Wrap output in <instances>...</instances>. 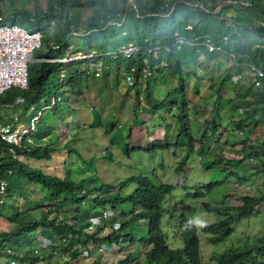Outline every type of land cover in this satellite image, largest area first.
Listing matches in <instances>:
<instances>
[{"label": "trees", "instance_id": "1", "mask_svg": "<svg viewBox=\"0 0 264 264\" xmlns=\"http://www.w3.org/2000/svg\"><path fill=\"white\" fill-rule=\"evenodd\" d=\"M3 1L5 0H0V3ZM24 1L26 0H20L19 5L16 6L14 0H7L11 11L3 16L1 15L3 11L0 9V16L4 17L2 21L7 24L18 25L22 21L35 22V25L28 30L41 33L43 42L41 45L44 46L43 55L38 57V61L34 63L37 65L36 70L29 69L27 64V88L12 87L5 90L0 94V107L18 105L19 103L28 107L36 103L38 99L47 97L51 89L63 87L71 80L68 67L73 62L65 65L67 77L64 83H59L58 70L61 65L42 62L40 59L62 57L68 48L66 40L70 35L73 36V33L76 34L74 36L83 37L88 45L93 44V46L102 49H106L111 44L109 43L110 37L118 33L121 39L117 35L113 45L118 46V44L132 42L140 47L139 51L127 58L104 56L119 63L123 67V71H127L130 66L134 67L135 79L133 78L131 86L134 81L140 78L142 68L148 70L153 66H156V75L171 81L166 100L159 101L154 105V108L167 106L169 111L176 110L175 119L178 125L174 146L185 147V152L176 162L175 173L178 171L182 173L189 167L187 161L193 150L194 140L190 133L189 118L197 112L196 109L190 107L192 103L188 98L187 89L189 77H194L196 80L197 64L195 61L200 57L217 60L220 57H227L229 59V65L223 69L222 75L218 76V82L215 85V100L219 98V93L226 83L232 82L233 74H239L240 81L242 78L246 79L247 84L241 86L242 92L237 95L240 98L239 101L232 103L227 109V111H232L229 114V124L234 127L233 129L242 132L243 137L246 138L253 128L261 127L264 132V0H221L220 3L219 0H131L134 6L128 5L127 0H48L43 11L34 3L35 0L30 5L31 9L25 5ZM218 4L220 5L219 10L213 13ZM79 5L89 8L91 11L81 20L78 16ZM227 15L229 16L226 17ZM54 20L59 23L60 29L53 34V44H48L46 29L50 26L48 23ZM186 24L191 25L190 30H184ZM178 35L186 38L197 37L200 40L209 36L212 38L211 43L219 45V49L208 52L201 44L195 46L183 44L177 47L174 41ZM157 44L166 49L161 48L158 56L153 58L146 50ZM52 45L57 48H53ZM113 45L111 49L116 48ZM255 70L262 75L257 76ZM81 74L84 75V71H81ZM73 75L75 72L72 73ZM147 79L148 88L153 78L148 76ZM255 81L258 83L257 85L254 84ZM45 85L48 89L45 88ZM16 98H20L21 101L16 102ZM149 98V92L146 91V99L149 100ZM239 110L241 111L238 112ZM233 113L237 116L233 117ZM219 127L222 128L219 134L228 132L224 125L215 123L212 119L210 122L211 134ZM41 129V126H38L36 140L38 137H46L48 134V131ZM211 134L203 135L199 145L202 146L205 139L209 140ZM54 141L47 140V143H43V145L31 147L25 152L24 158L48 159L53 151L51 147ZM225 142L227 143V138ZM246 146L247 152L242 154L239 159L232 160L233 165L217 155L212 157L208 163L211 166L219 162L229 164V173L238 182L244 180V174H241V167L238 166L240 163L245 165L251 163L254 168L253 176L264 173V136L248 142ZM138 149H148V147H139ZM125 153L129 155L128 150ZM107 154H109L108 151L105 156ZM255 164L257 165L254 166ZM249 168L251 167L249 166ZM243 169L248 172L246 167ZM245 176L247 180L251 177L247 174ZM87 177L73 181L70 179L68 171L62 177L45 174L40 168L30 167L22 160L11 159L0 141V181L5 182L4 192L0 195V199L2 198L0 208L5 207V197L9 199L14 194H18L17 197H19L23 189L30 183H38L48 193L50 199L49 205H45V207L58 211L61 209V205H67V207H71L73 213L79 214L81 218L80 220L57 216L47 218V212L42 211L38 218L26 220V218L20 217L18 206L12 208L11 212L0 211V220L3 219V223L12 224L11 229L0 230V256L5 254L13 258L11 261L24 263V260H48L54 253L67 256L69 253V259L62 263L69 264V262L77 260L78 257H85L81 255V252L86 251L91 243L92 245L103 244L105 247L114 246L118 249L132 248L133 243H137L136 250L127 252L124 257L116 259L111 264H200L196 235L198 227L186 221L182 213H178L173 225L174 237L181 241V246L177 248L168 246L160 228L161 215L166 212L171 216L174 212L169 208L161 207V204L166 202V197L172 192L173 185L163 183L155 175L151 177L133 175L118 184V186H122L128 181H132L134 187L130 193L117 194V196L107 198L101 196L100 193L103 191L100 190L112 192L107 187L108 185L89 184V188L82 186V183L89 181ZM219 183L222 182L211 178L201 186H196L192 192H187L185 197L191 199L203 197L206 192L212 190V187ZM225 191L226 188L221 195L222 203L206 201L200 203L206 212L216 215L211 223L199 226V230L210 234L207 241L211 243L222 241L233 231L234 222L253 215L259 207L264 206V193L260 191L241 194L238 198L239 203L234 207L223 205L226 198ZM55 199H59L57 204ZM86 199L91 203L89 208H83L81 204ZM123 204L127 208L130 207L128 212L130 216L126 221H121L118 229L101 232L103 228L97 226L95 230L85 231L88 224L87 219L98 214L100 209L111 208L114 210L116 205ZM94 209L96 210L94 211ZM126 210L120 208L119 214L121 216L127 214ZM232 211H234L233 214H231ZM137 219L144 221L145 234L133 239L132 232L126 230ZM37 227L38 230L46 232H38V235L45 238L47 235L52 238L46 248H42L36 253L34 247L38 244V249L41 248L39 242L42 239L34 236ZM30 230L33 231V236L26 238L27 232ZM256 241L257 243H252V245L243 244L237 249L226 248L219 253L212 254L209 260L214 261V264H263L264 232L259 234ZM23 243L31 244L33 248H27L22 256L19 253L21 256L19 257L16 252L21 249ZM141 246L146 249L142 251ZM47 248L49 252L45 259L41 252ZM86 264L103 263L94 257Z\"/></svg>", "mask_w": 264, "mask_h": 264}, {"label": "rangeland", "instance_id": "2", "mask_svg": "<svg viewBox=\"0 0 264 264\" xmlns=\"http://www.w3.org/2000/svg\"><path fill=\"white\" fill-rule=\"evenodd\" d=\"M220 1L221 0H219V3ZM19 2L20 0H14V4L16 6L19 5ZM47 2L48 0H35L34 3H36L37 7L43 11ZM24 3L30 8L33 0H26ZM0 6V9L3 11L1 15L3 16L11 11V7L7 0L1 2ZM219 6L220 5L218 4L213 10V13L219 10ZM79 7L78 16L81 20L91 11L89 8L81 7L80 5ZM228 16L229 15L226 17ZM53 22L54 24H50L49 22L48 24H50V26L46 29L48 44H53V34H55L58 29H60L59 23L56 20ZM18 25L28 30L35 25V22L22 21L21 24ZM80 25L83 26L82 23H80ZM117 35L119 38L120 34L117 33ZM119 39H121V37ZM41 43L43 44L42 39ZM66 43L68 48L77 47L79 49H84L83 44L85 43V39L80 36L70 35L67 38ZM43 48L44 46L41 45L40 48L33 51L31 55L32 59L28 62L29 69H37V65L34 63L38 61V57L43 55ZM195 64H197L195 69L196 80L194 77H190L188 86V98L192 103V106L190 105V107L196 109L197 112L196 114L191 115L189 118V122L191 123L190 133L193 136L194 144L193 150L188 159L189 167L184 169L182 173L179 171L175 173L174 167L176 165V161L180 159L183 152H181L180 156H178L179 151L173 148L172 145L150 146L149 142L153 141V137H149L151 139L146 137L143 140V144H141V146L148 147V149L132 148V146L139 143L138 140L141 136H145L144 129L146 127L151 129L154 127L156 122L159 123L158 126L161 127V129H164V127L166 128L168 126L167 135L165 136L164 132V137L165 140L169 142V140L173 137L175 128L178 125L175 119L176 110L173 109L170 111L168 109L161 110L160 112L162 113L159 112L160 117H163L161 121H148V115H142V117L138 116L140 118H136L134 112L131 114L130 110H120V114L117 116V129L119 130H110L108 133L118 135L120 132H124L126 128L128 129V132L126 131L127 136L125 137L124 135V139L122 141L115 142L113 146L111 144L112 140L108 139L104 129L97 127L96 125L85 128L82 126L84 129L83 131L81 126L78 125L75 120L78 118H75L74 122L73 119L70 121L71 117L69 115L71 114V116H75V114H77V110L66 109L64 101L57 102L58 107L56 113H52L51 110L46 111L43 113L39 121L41 128L48 131V134L46 135L48 138H54L53 134L56 133L54 134L55 141L51 147L53 151L48 156V159L42 158L39 160H34L26 157L22 158L21 160L30 167L40 168L43 173L49 175L62 177L64 173L68 171V175L73 181H77L80 178L88 176L87 180L89 181L82 183V186L89 188V184H94L96 186L100 184L108 185L107 187L111 189L112 192H107V190L104 191V189L100 190L103 191L102 193L98 191L101 196H106L107 198H112L117 196V194L125 195L130 193L134 187L132 181H128V183L125 185L118 186L120 182L129 178L130 176L146 175L151 177L155 175L163 183L174 186L170 195L166 197V202L161 204L162 208L166 207L174 211L172 212L173 214L171 216L164 212L160 218V228L163 232L166 243L171 248H177L181 246V241L177 237H174L173 232L175 229L173 228V225L174 221L177 219L178 213H182L186 221L198 227L196 235L198 238L200 264H214V261L209 260V257L212 254L219 253L226 248L237 249L243 244L252 245V243H257V237L260 233L264 232V206H261L258 209L256 208L257 212H255L253 215L234 222L233 231L222 241L211 243L207 241V238L210 236V234L199 230V226L201 224L211 223L215 219L216 215L206 212L201 207L200 203L202 201L209 203H222L223 200L221 199V195L225 188L226 198L224 199L225 203L223 205H228L229 207H234L239 203L238 198L241 194L253 193L256 191L264 193V173H258L257 175L253 176L254 168L252 167V164L246 163L245 165L240 163L238 166L241 167L240 172L241 174H244V180L238 182L236 178L230 175L229 164L219 162L211 166L208 161L217 155L222 160L228 161L231 165H233L232 160L239 159L242 154L247 152L246 144L253 140L260 139L262 136H264V132L261 127L253 128L246 138L243 137L242 132L233 129L234 127L229 124V114L232 113V111H227V109L232 103H237L239 101L240 98L237 95L242 92L241 86L247 84L246 79L242 78L239 83H226V85L223 87V90L219 93V98L215 100V85L218 82V76L222 75L223 69L229 65V59L227 57H220L218 60L200 57L197 61H195ZM103 75L105 78L106 74L104 73ZM231 77L233 78V76ZM170 86L171 81L168 80L165 87L167 88ZM45 88L48 89L47 85H45ZM55 90L58 93H64L66 96H68L64 87H56L55 89H51V92L48 93L47 96L53 95ZM193 90H195L196 93ZM64 99L65 96H63L61 100ZM91 108H89V110H92ZM111 110L112 108L104 107L102 112L104 113L107 111L109 115ZM66 111L69 113V115L66 114L65 117L64 113ZM83 111V116L87 117V110L83 109ZM168 111L172 115H169ZM27 112H30L29 107H26L21 103L18 105L12 104L10 106L0 107V116L2 121H6L7 117H11L13 113L24 115ZM236 116L237 115L233 113V117ZM93 119L96 121L95 117ZM212 119H214L215 123H221L224 125L228 132H224L222 135L219 134L222 131V128L219 127L216 128L213 134H211L210 122ZM139 120H142V122H138ZM164 121H166V123ZM69 122H72V125L69 124ZM140 124H142L144 127L142 125L140 126ZM120 127L124 128L120 129ZM91 129H93V131H89ZM160 130H157L156 132H160ZM75 131H78L79 134L82 131L83 133L78 135ZM151 134L152 131H150L148 135ZM208 134H211L209 140L205 139V141L202 143V146H200L199 141L203 138V135ZM71 135H73L74 140L72 139ZM226 138L227 143L225 142ZM36 143L41 144L39 143V139L36 140ZM125 146L129 149V156L127 153H125V149H123ZM69 151H71V153H69ZM107 151L109 154L105 156ZM248 165L251 168H249ZM256 165L257 164L254 166ZM244 167L248 169V172L243 169ZM245 174H247L249 177L251 176L249 180H247ZM211 178L219 180L222 183L213 186L212 190L206 192L203 197H197L193 199L185 197L187 192H192L196 186H201ZM76 189L78 190V187ZM17 195L18 194H14V196L9 199H6V197L4 198L3 196L5 199V207L0 208V211L11 212L10 210H12V208L18 206L17 209L21 214L20 217L23 219L26 218V220L38 218L42 211L47 212V218L57 216L65 219H81L80 215L73 213V211H71V207H67V205H61V209L58 211H53L51 208L48 209L45 207V205H49L50 199L48 193H46V191L40 187L38 183H30V185L23 189L19 197H17ZM13 200L15 201L13 202ZM54 201L57 204L59 199H55ZM81 204L83 208L91 207V203L87 199L83 200ZM118 208L124 210L127 209V214L121 216L117 213V211H106L104 209L106 213L111 214L110 216L114 215L112 222L116 223L115 226L118 225V222L121 223V221H126L129 214L128 212L130 211V207L127 208L125 204L121 206L116 205L115 209ZM95 210L96 209H94V211ZM233 212L234 211H232L231 214H233ZM109 222L111 221L109 220ZM11 227L12 224H8L6 222L3 223V219L0 220V230L3 228L5 230H9ZM128 228L129 229L126 231L132 232L133 239L145 234V225L143 220H135ZM95 229L96 226L93 228V230ZM110 229L111 226H105L102 232H108ZM38 232L45 231L40 229L38 230L37 227L34 231V236ZM31 236H33L32 230L27 232L26 238H30ZM22 237H24V235H22ZM46 237L49 240L52 238L47 235ZM30 246L31 244L23 243L21 249L17 251L16 254L19 256L21 251L24 252L27 250V248L31 249L32 246ZM132 246V248L123 247L122 249H118L117 247H114L113 249L108 248L103 253L99 252L98 250H91L90 256L80 258L78 257L77 260H73L69 262V264H86L94 257H97L103 264H111L116 259L118 260L124 257L127 252H133L136 250V248H138L137 243H133ZM39 247H41V245H39ZM34 248L36 249V253L42 249H38V244ZM141 249L143 251V249L146 248L141 246ZM48 252V248L43 249L41 252L45 259ZM69 255V253L68 256L65 254L54 253L48 260L46 259L40 262L37 261L36 263L35 261L31 260H24V262L26 264H62L64 261L69 259ZM11 259L13 258L4 254L0 256V264H10Z\"/></svg>", "mask_w": 264, "mask_h": 264}, {"label": "crops", "instance_id": "3", "mask_svg": "<svg viewBox=\"0 0 264 264\" xmlns=\"http://www.w3.org/2000/svg\"><path fill=\"white\" fill-rule=\"evenodd\" d=\"M73 35H76L73 33ZM117 39V36L114 35L113 37H110V41L108 47L106 49L97 48L93 46V44L84 43V49H79L77 47L74 48H67L64 52V55L71 54L75 51H88V50H94L98 54H102V50H107V52H111L115 50L116 48L124 45L125 43L118 44V46L113 45L114 41ZM127 43V42H126ZM115 46V49H111V46ZM55 46V45H52ZM63 55V56H64ZM112 57V56H110ZM94 66L98 67L100 69V74L98 77H95L93 75H82L81 71H84L85 69H92ZM122 68V70H121ZM69 76H71V80L65 84L64 89L65 92H67L68 96L65 95V99L62 100L65 102L66 109L70 110H77V114L75 116L69 115V113L66 111L64 113V116L68 114L71 119H73V122L76 120L77 124L85 127H93V125H96L97 127H101L104 129V132H106V136H108V139H111V144L114 146L115 142L122 141L127 136L126 131L128 132V129L126 128L124 132H120L118 135H113L110 132V130H119L117 129V116L120 114V110H130L131 114L134 112L136 118L138 116L142 117V115H148V121H161L163 117H160L159 112L161 110H167V106L162 107H156L154 108L155 104H158L159 101H165L167 96V91L170 89V87H165L168 79L162 78L160 75H156L155 69L156 66H153L151 68H148V76L152 77L153 80L150 81V85L147 88V77H141L137 79V81H134L133 85H127V83L124 81V72L123 67L117 63L111 61V59L106 58L103 55L96 56L87 60H82L80 62H73L68 67ZM75 72V75L72 76V73ZM106 74V77L104 78L103 74ZM191 77V76H190ZM189 77V81H190ZM135 79V76L132 74V82ZM131 86V87H130ZM146 91L149 92L150 98L149 100L146 99ZM195 93L196 91L193 90ZM187 92L189 93V87L187 89ZM61 101V102H62ZM58 104L55 106L54 109L51 110L52 113H56ZM92 107V108H91ZM109 107L112 108L110 114L108 115L107 111L104 113L103 108ZM91 108L92 110H89ZM102 108V110H101ZM83 109L87 110V117H84V111ZM82 110V111H81ZM81 111V113H80ZM92 112V113H91ZM169 112V111H168ZM162 113V112H160ZM169 115H172L169 112ZM122 116V115H121ZM66 117V116H65ZM96 118V121H94L93 118ZM138 117V118H140ZM78 118V119H75ZM75 119V120H74ZM89 120V121H88ZM138 122H142V120H139ZM166 123V121H164ZM69 124L72 125V122H69ZM143 124V123H142ZM140 124V126L142 125ZM159 123L156 122L154 127L149 129L146 127L144 129V135L141 136L138 140L139 143L132 146L133 149L135 148H144L141 146L143 144V140L146 137H153L151 142H149L150 146L154 145H172L173 148L177 149L178 156H180V153L185 152V147H176L174 146L175 141V135H176V128L175 132L173 133V137L167 142L164 137L167 135L168 132V126L164 129H161V127L158 126ZM38 126H41L38 122ZM143 126V125H142ZM132 127V125H131ZM138 127V126H136ZM144 127V126H143ZM124 128V127H122ZM120 127V129H122ZM157 128V129H156ZM73 129V128H72ZM83 129V128H82ZM161 129V130H160ZM43 130V129H41ZM146 130H147V136H146ZM157 130H160V132H156ZM170 130V129H169ZM84 131V129H83ZM83 131L81 133H83ZM93 131V129L89 130ZM152 131L151 135H148ZM78 135V131H75ZM42 133V132H40ZM126 133V134H125ZM56 134V133H54ZM53 134L54 138H48L41 137L39 139V143L45 144L47 143V140H55V135ZM76 135V136H78ZM172 135V134H169ZM72 139L74 140L73 135ZM86 136V135H85ZM90 137V136H89ZM111 137V138H110ZM86 138V137H85ZM92 138V137H90ZM167 138V137H166ZM151 139V138H149ZM50 140V141H51ZM126 150H129L126 146L123 148ZM173 150V151H177ZM183 150V151H181ZM129 152V151H128ZM71 153V151H69ZM182 154V156H183ZM129 156V155H128ZM181 156V157H182ZM189 159V158H188ZM176 160V159H175ZM81 162V161H79ZM177 162V161H176ZM189 163V160L187 161ZM65 164V162H64ZM73 165V164H72ZM161 168V166H160ZM4 229V228H3ZM1 229V230H3ZM5 230V229H4ZM37 235V234H36ZM33 248V247H32ZM23 255V251L20 252ZM18 264V263H14ZM20 264V263H19ZM26 264V263H23Z\"/></svg>", "mask_w": 264, "mask_h": 264}, {"label": "built area", "instance_id": "4", "mask_svg": "<svg viewBox=\"0 0 264 264\" xmlns=\"http://www.w3.org/2000/svg\"><path fill=\"white\" fill-rule=\"evenodd\" d=\"M131 3V0H127ZM3 17L0 16V94L5 90L15 87L19 89H26L28 86V69L27 64L31 61L32 53L35 49L41 46V33L38 31H29L15 23L7 24L2 21ZM50 24H53L51 21ZM191 25L186 24L184 30H190ZM175 34V33H174ZM176 35V34H175ZM212 38L209 36L204 37L202 40L196 38H186L184 36L178 35L175 38L174 43L178 47L179 45L195 46L201 44L205 49L210 52L213 50H218L219 45L211 43ZM225 39V37H223ZM57 48V46H53ZM161 48L166 49L160 45H155L148 48L146 52L150 53L153 58L158 56V52ZM140 47L132 42H127L124 45L116 48L111 52H102L98 54L94 50L75 51L71 54L64 55L59 58H41L42 62L58 63L60 68L58 70V82L64 83L66 80V68L65 65L74 61L87 60L100 55H110V56H121L130 57L139 51ZM145 62V60H144ZM165 64V63H162ZM257 72V70H255ZM134 72V67L130 66L129 69L124 72V81L127 85L132 84V74ZM85 75H93L98 77L100 74V69L94 66L92 69H85ZM148 74L146 68H142L141 77H145ZM257 76H261L260 72L256 73ZM231 77L232 82H239L240 75L234 74ZM258 83L255 81L254 83ZM65 96L64 93H58L56 90L51 96L42 97L34 104L29 105L30 112L20 115L13 113L9 119L0 122V141L2 142L6 154L11 159L21 160L25 156L31 147H38L36 143L35 135L38 131V122L40 121L44 112L52 109L57 102H61L62 97ZM16 102L21 101L20 98H16ZM239 110L238 112H240ZM5 187V182L0 181V195L3 194ZM2 202V198L0 199ZM105 247L101 245L97 250L103 252ZM10 264H14V261H10ZM23 264V263H20Z\"/></svg>", "mask_w": 264, "mask_h": 264}, {"label": "clouds", "instance_id": "5", "mask_svg": "<svg viewBox=\"0 0 264 264\" xmlns=\"http://www.w3.org/2000/svg\"><path fill=\"white\" fill-rule=\"evenodd\" d=\"M106 211H117V213L119 214V211H120V209L118 208V209H115L114 208V210L113 209H111V208H106L105 209ZM111 214L110 213H106L105 211H104V209H100L99 210V212H98V214H96V215H94V216H91V217H89L88 219H87V226H86V229H85V231L86 232H90V231H92L93 230V228L96 226H98V227H102L103 229H104V227L105 226H111V230H116V229H118L119 228V226H120V223L118 222V225L117 226H115V222H112V220H113V218H114V215L113 216H110ZM120 215V214H119ZM126 215V214H125ZM108 216H110V217H108ZM129 216L130 215H128V218H129ZM105 217H108V218H105ZM127 218V219H128ZM109 220L111 221V222H109ZM137 220H140V219H137ZM144 222V221H143ZM186 223V222H185ZM102 229V230H103ZM234 229V228H233ZM102 232V231H101ZM35 237H37V238H40L41 236L40 235H38V233H37V235L35 234ZM42 239L40 240V242H39V244L41 245V248H46L47 247V245H48V243H49V239L48 238H45V237H41ZM101 245H103V244H97V245H92V243L91 244H89L88 245V249L85 251V250H83L82 251V256H85V257H88V256H90L91 255V253H90V251L92 250H97ZM104 246V245H103ZM105 247V246H104ZM108 248H110V249H113L114 248V246H110V247H105V249H104V251L106 250V249H108ZM103 251V252H104ZM262 261H263V264H264V257L262 258ZM37 261H35V263H36ZM38 262H40V261H38ZM15 263V262H14ZM25 263V262H24ZM43 264V263H42Z\"/></svg>", "mask_w": 264, "mask_h": 264}, {"label": "water", "instance_id": "6", "mask_svg": "<svg viewBox=\"0 0 264 264\" xmlns=\"http://www.w3.org/2000/svg\"><path fill=\"white\" fill-rule=\"evenodd\" d=\"M128 5H130V6H134V4L131 2V3H128Z\"/></svg>", "mask_w": 264, "mask_h": 264}]
</instances>
